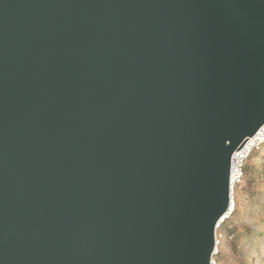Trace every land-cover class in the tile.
Listing matches in <instances>:
<instances>
[{
  "label": "water",
  "instance_id": "obj_1",
  "mask_svg": "<svg viewBox=\"0 0 264 264\" xmlns=\"http://www.w3.org/2000/svg\"><path fill=\"white\" fill-rule=\"evenodd\" d=\"M263 124L264 0H0V264H211Z\"/></svg>",
  "mask_w": 264,
  "mask_h": 264
},
{
  "label": "rangeland",
  "instance_id": "obj_2",
  "mask_svg": "<svg viewBox=\"0 0 264 264\" xmlns=\"http://www.w3.org/2000/svg\"><path fill=\"white\" fill-rule=\"evenodd\" d=\"M247 164L253 165L258 171H264V146L252 155ZM234 209L238 212L237 220H235L237 225L243 223L251 227V231L256 234L262 231V236L251 242L245 250L250 255V264H264V224H262L264 221V178L257 179L247 187L244 183L240 185L234 193L230 214ZM261 216L262 219H260ZM218 241L217 253L213 257L214 264H219L217 257L220 254L225 255L223 264H239L240 261L236 259V255L232 254L226 245L224 234L218 235Z\"/></svg>",
  "mask_w": 264,
  "mask_h": 264
},
{
  "label": "trees",
  "instance_id": "obj_3",
  "mask_svg": "<svg viewBox=\"0 0 264 264\" xmlns=\"http://www.w3.org/2000/svg\"><path fill=\"white\" fill-rule=\"evenodd\" d=\"M255 152L250 155L244 166V175L241 184L244 183V186L246 185V187L254 183L257 179L262 180L264 178V171H258L253 165L247 164ZM240 185L235 191H237ZM237 213V209H234L229 217L220 225L218 235L221 233L225 235V243L230 248L231 253L236 255V259L240 261L239 264H250V255L245 249L251 242L262 236V231L256 234L251 231V227L243 223L237 225L235 221L237 220ZM262 218L263 217L261 216L260 219ZM262 224H264V221H262ZM224 258L225 255L220 254L217 257L218 263L223 264Z\"/></svg>",
  "mask_w": 264,
  "mask_h": 264
},
{
  "label": "built area",
  "instance_id": "obj_4",
  "mask_svg": "<svg viewBox=\"0 0 264 264\" xmlns=\"http://www.w3.org/2000/svg\"><path fill=\"white\" fill-rule=\"evenodd\" d=\"M264 146V124L259 130L251 137L245 140L242 146L236 150L230 160V171H229V196L232 202L236 188L241 184L244 175V166L250 155L258 151ZM219 244L218 235L216 236L215 247L217 253V246ZM211 264H214L213 258Z\"/></svg>",
  "mask_w": 264,
  "mask_h": 264
}]
</instances>
